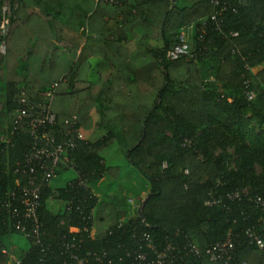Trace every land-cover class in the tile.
Masks as SVG:
<instances>
[{
  "label": "trees",
  "instance_id": "16d2710c",
  "mask_svg": "<svg viewBox=\"0 0 264 264\" xmlns=\"http://www.w3.org/2000/svg\"><path fill=\"white\" fill-rule=\"evenodd\" d=\"M8 1L17 8L0 53V118L9 125L7 140L0 138V264L11 237L23 236L18 223L30 222L19 197L32 188L30 124L44 115H55L48 131L57 144L76 145L56 179L68 171L76 179L56 189L45 182L37 213L42 245L29 241L17 255L21 264H76L66 250L72 241L81 242V254L117 258L125 247L140 248L141 232L159 249L174 242L180 250L187 240L205 249L237 234L230 264H264V251L242 234L259 229L255 199L264 198V0H229L215 26L206 23L209 0ZM192 25L197 58L171 61L179 34ZM73 117L74 126L65 124ZM96 124L104 135L78 140L80 131L96 135ZM114 142L149 184L144 220L138 212L120 218L90 188L108 172L101 152ZM246 189L247 196L229 198ZM211 196L222 203L207 206ZM181 256L177 264H223Z\"/></svg>",
  "mask_w": 264,
  "mask_h": 264
},
{
  "label": "built area",
  "instance_id": "2783aa9c",
  "mask_svg": "<svg viewBox=\"0 0 264 264\" xmlns=\"http://www.w3.org/2000/svg\"><path fill=\"white\" fill-rule=\"evenodd\" d=\"M109 4H119L118 0H104ZM213 6V13L206 23H211L214 26L217 24L218 18L232 7L229 0H209ZM241 1V0H240ZM14 8L10 2L4 5L2 11V18L0 20V53H6V38L11 28V17L14 16ZM206 23L203 25L206 26ZM191 29L183 30L178 38L174 47L170 50L168 58L173 61H179L183 58L196 59L197 53L194 51V42H191L189 36ZM237 36V34H234ZM246 98L252 102L255 98L253 93L247 92ZM55 115H44L33 120L30 124L32 137L34 140L33 151L31 156L26 161L27 174H28V187L24 188L19 197L22 206L26 208V214L23 215L24 219L30 221L25 223H18V229L22 232L23 236L35 246L42 245V238L40 236V226L38 220V210L41 207V190L45 182L52 181L57 178L56 169L61 163L62 158L66 151L75 148V142L68 140L63 144H57L55 139L49 134V127L55 124ZM77 121L76 117L71 120H66L65 124L74 126ZM84 133L82 131L78 134V140H84ZM242 195H248V190L240 193H235L230 196V199H238ZM16 197V194H14ZM222 199H217L213 196L209 198L206 205L209 207L220 205ZM255 203L261 211V218L259 220V229L250 228L245 230L242 234L248 245L254 247L259 251H264V198L257 197ZM9 207V205H8ZM17 216V213H14ZM30 224L31 229H28ZM125 222L118 221L117 229H123ZM147 226V225H146ZM72 233H77L78 229L72 228ZM140 248L133 249V247H125L126 252L123 256L111 257L106 251L101 252H86L83 251L81 242L75 243L72 241L67 244L66 250L70 253V259L76 264H177L182 260V251H186L194 259H205L210 263H223L230 264L241 245V237L237 234L229 233L223 241L210 245L205 249H201L193 241H186L183 249H179L174 242H168L163 249H159L152 239L151 235L146 232H141L139 237ZM7 255L6 264H21L18 256L13 255L11 251L4 250ZM241 264H247L243 262Z\"/></svg>",
  "mask_w": 264,
  "mask_h": 264
},
{
  "label": "rangeland",
  "instance_id": "374dc122",
  "mask_svg": "<svg viewBox=\"0 0 264 264\" xmlns=\"http://www.w3.org/2000/svg\"><path fill=\"white\" fill-rule=\"evenodd\" d=\"M245 2L246 0H241L242 4ZM179 5L189 6L191 3L189 1L182 0L179 2ZM158 45L161 46V44ZM1 107L2 102H0V109ZM93 118L96 122L98 116L93 114ZM248 125L249 128H256V131H258L254 121H250ZM8 127L9 125L7 118H0V138L2 140H7ZM95 128H98L97 124ZM97 130L95 131V133L97 132L96 135L90 132H84V137L86 139L90 138L91 140H94L104 135L103 131ZM253 140V138H249L248 141L251 143ZM101 155L104 157L108 172L105 174V179L103 181L93 184L91 190L97 193L101 200L114 204L122 214L125 213L124 219L129 220L132 216H136V206H139L142 203L140 198L143 197V199H146L148 197L149 184L143 175L132 167L127 157L122 153L117 142H114L113 144H110L108 147H106L101 152ZM258 171L260 172L259 168ZM74 179H76V174L68 171L67 173H64L58 177V179H54L51 184L54 189L64 188L69 181ZM129 199L133 200V205L130 204ZM28 247V240L22 235H13L8 245V249L11 250L12 254L16 256L22 251L26 250Z\"/></svg>",
  "mask_w": 264,
  "mask_h": 264
},
{
  "label": "crops",
  "instance_id": "0c3cea01",
  "mask_svg": "<svg viewBox=\"0 0 264 264\" xmlns=\"http://www.w3.org/2000/svg\"><path fill=\"white\" fill-rule=\"evenodd\" d=\"M9 1L8 0H6L4 3L5 4H7ZM4 4V5H5ZM67 21V20H66ZM190 29H191V31H190V33H189V36H190V38H191V42L193 43L194 41H193V38H194V32H195V25H192V26H190L189 27ZM155 42H152V43H150V46L151 47H158V48H161L162 47V45L160 46V45H158V43L157 44H154ZM104 158V157H103ZM105 179V175H104V177L100 180V181H97V183H100L101 181H103ZM96 183V182H95ZM94 184V183H93ZM93 184L91 185V189H92V186H93ZM92 192L95 194V196H97V197H99L98 195H97V193H95L93 190H92ZM100 198V197H99ZM130 201V204L131 205H133L134 204V202H133V200H131V199H129ZM144 200L145 199H143V197L142 198H140V201L141 202H144ZM141 205V204H140ZM136 206L137 208L135 209L138 213H139V209H140V207L142 206ZM118 213H119V215H120V218H125V213L124 214H122L119 210H118ZM134 215V214H133ZM131 218H134L133 216L131 217Z\"/></svg>",
  "mask_w": 264,
  "mask_h": 264
},
{
  "label": "water",
  "instance_id": "95a60500",
  "mask_svg": "<svg viewBox=\"0 0 264 264\" xmlns=\"http://www.w3.org/2000/svg\"><path fill=\"white\" fill-rule=\"evenodd\" d=\"M145 202H144V204H145ZM144 204L139 209V216L141 217L142 220L145 219V216H144Z\"/></svg>",
  "mask_w": 264,
  "mask_h": 264
}]
</instances>
